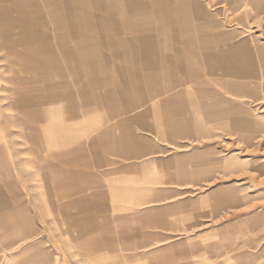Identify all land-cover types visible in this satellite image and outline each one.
I'll list each match as a JSON object with an SVG mask.
<instances>
[{
	"label": "crops",
	"instance_id": "1",
	"mask_svg": "<svg viewBox=\"0 0 264 264\" xmlns=\"http://www.w3.org/2000/svg\"><path fill=\"white\" fill-rule=\"evenodd\" d=\"M225 1L264 16V0ZM220 14L216 0H0V240L7 247L39 234L35 204L22 193L34 178L29 163L64 233L95 253L115 246L95 219L107 207L95 198L104 192L90 168L109 155L156 148L136 127L178 147V138L208 133L204 118L243 132L244 141L264 132L248 102L264 97V44ZM205 157L157 161L192 178L209 171L199 166ZM120 181H110L111 194L142 203V189ZM214 197L218 205L238 199L230 191ZM129 211L149 219L135 206ZM45 242L32 240L15 264H40ZM156 264L176 263L164 255Z\"/></svg>",
	"mask_w": 264,
	"mask_h": 264
},
{
	"label": "rangeland",
	"instance_id": "2",
	"mask_svg": "<svg viewBox=\"0 0 264 264\" xmlns=\"http://www.w3.org/2000/svg\"><path fill=\"white\" fill-rule=\"evenodd\" d=\"M248 10L246 5L231 8L228 1L216 0V11L233 22L230 29L255 35L264 44V16L255 18ZM263 98L248 99L258 118H264ZM197 113L203 117L200 111ZM204 121L208 133L198 140L178 138L181 148L159 140L155 132L136 127V132L150 139L156 148L141 157L109 155V161L91 165L104 192V196L95 198L105 201L107 207L95 219L109 227L108 238L115 250L104 247L94 253L64 233L65 220L38 194L36 166L25 165L34 178L24 183L22 193L35 204L31 215L39 233L36 237L46 238L44 248L48 250L47 256H40V264H156L164 255L176 264H264V132L253 133L249 141H244L243 132L218 126L213 118ZM193 153L206 156L199 166L209 171L192 178L173 175L157 161ZM124 178L142 189V203L135 197L117 198L111 194L110 181L122 184ZM229 191L237 201L218 205L214 194L227 195ZM90 192L76 195L90 196ZM134 206L141 214L149 212V219L131 213L129 209ZM37 238H16L11 247L0 240V264H15L16 254Z\"/></svg>",
	"mask_w": 264,
	"mask_h": 264
}]
</instances>
